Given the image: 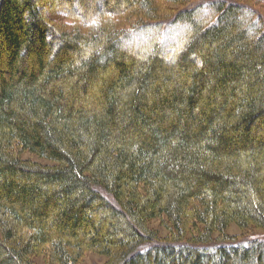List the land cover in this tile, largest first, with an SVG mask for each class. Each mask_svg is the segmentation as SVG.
Returning a JSON list of instances; mask_svg holds the SVG:
<instances>
[{
  "label": "trees",
  "instance_id": "trees-1",
  "mask_svg": "<svg viewBox=\"0 0 264 264\" xmlns=\"http://www.w3.org/2000/svg\"><path fill=\"white\" fill-rule=\"evenodd\" d=\"M85 1L0 0V264H264L258 12Z\"/></svg>",
  "mask_w": 264,
  "mask_h": 264
},
{
  "label": "rangeland",
  "instance_id": "rangeland-1",
  "mask_svg": "<svg viewBox=\"0 0 264 264\" xmlns=\"http://www.w3.org/2000/svg\"><path fill=\"white\" fill-rule=\"evenodd\" d=\"M62 1V0H61ZM100 0H86V9L89 11H92L95 6L97 7V3ZM245 3L249 4L253 10L258 12V15L262 18V21L264 23V0H244ZM40 3L45 4V9H60L63 7V5L60 4V0H40ZM99 7V4H98ZM100 10H102L101 7H99ZM75 9H77L75 7ZM65 22H69L68 20L64 19ZM91 91V90H90ZM94 93V92H92ZM25 157H29V155H26ZM151 226L155 229L159 230V234L162 236L166 235V232L161 228L160 230V222L156 221L151 224ZM161 231V233H160ZM228 234L232 237L236 238V241L238 242H250L253 240H263L264 241V230H256L253 232H243L236 225H232L229 230ZM220 244V243H216ZM37 262L42 263V259L37 258ZM106 258L99 256L95 253H87L82 258L81 262L79 264H103L105 263Z\"/></svg>",
  "mask_w": 264,
  "mask_h": 264
}]
</instances>
